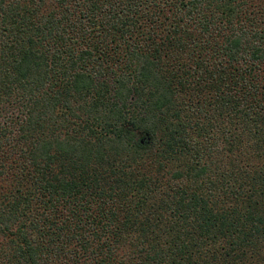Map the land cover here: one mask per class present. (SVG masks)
Wrapping results in <instances>:
<instances>
[{
  "label": "trees",
  "instance_id": "obj_1",
  "mask_svg": "<svg viewBox=\"0 0 264 264\" xmlns=\"http://www.w3.org/2000/svg\"><path fill=\"white\" fill-rule=\"evenodd\" d=\"M0 264H264V0H0Z\"/></svg>",
  "mask_w": 264,
  "mask_h": 264
}]
</instances>
